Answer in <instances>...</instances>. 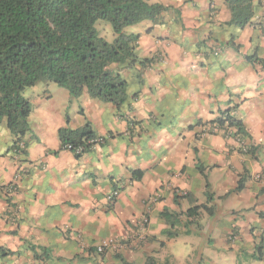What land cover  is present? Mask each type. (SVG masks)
Returning <instances> with one entry per match:
<instances>
[{"label":"crops","instance_id":"obj_1","mask_svg":"<svg viewBox=\"0 0 264 264\" xmlns=\"http://www.w3.org/2000/svg\"><path fill=\"white\" fill-rule=\"evenodd\" d=\"M149 1L170 11L138 32L148 62L114 65L121 108L43 83L24 152L0 123V264H264V6L241 27L227 0ZM234 106L247 135L211 123ZM87 122L105 140L78 157L59 130Z\"/></svg>","mask_w":264,"mask_h":264},{"label":"trees","instance_id":"obj_2","mask_svg":"<svg viewBox=\"0 0 264 264\" xmlns=\"http://www.w3.org/2000/svg\"><path fill=\"white\" fill-rule=\"evenodd\" d=\"M227 3L232 14L228 24L245 27L257 13L255 0ZM165 10L163 4L148 0H0V123L5 120L14 137L13 152L25 151L23 138L31 131L32 103L23 95L27 88L55 83L66 88L72 98L89 94L121 108L128 100L129 81L114 65L148 62L137 54L140 34L128 33L127 28L147 19L158 21ZM98 20L111 22L113 42L99 35ZM235 107L221 111L211 123L247 135L244 122L230 114ZM59 137L63 148L66 144L84 148L78 157L105 140L96 136L89 122L78 129L63 127ZM254 150L252 147L249 152ZM143 174L133 170L136 179ZM244 187L245 180L240 177L235 190ZM207 194L211 199L212 194ZM202 207L211 212L207 205L189 212ZM165 216L170 219L168 213Z\"/></svg>","mask_w":264,"mask_h":264},{"label":"rangeland","instance_id":"obj_3","mask_svg":"<svg viewBox=\"0 0 264 264\" xmlns=\"http://www.w3.org/2000/svg\"><path fill=\"white\" fill-rule=\"evenodd\" d=\"M149 1V0H148ZM150 3V1H149ZM152 4V3H151ZM165 6V5H164ZM167 7V10H165L161 17H160V20L158 21H154V20H150V19H147V20H144L138 24H135L133 26H130L127 28V32L128 33H132V32H135L136 34H140L138 32H140L145 26H147L148 24L149 25H158L160 24L163 25L164 24V17H165V13H168L170 11V7L166 6ZM96 28L98 30V33L100 36L104 37L107 41L109 42H113L114 41V38H115V34H114V30H113V26L111 24L110 21L108 20H98V22L96 23ZM149 28V27H147ZM144 30V29H143ZM140 37H141V34H140ZM163 54V53H162ZM164 56V55H163ZM165 57V56H164ZM140 58V57H139ZM140 60H143L145 61L146 58H140ZM145 63V62H144ZM43 83L39 84V87H42ZM33 88H27L24 92H23V95L26 97L28 95H30L31 91H32ZM5 121V120H4ZM179 229V232L176 234V236H178L179 238H185L187 236V234H185L182 230V227L179 226L178 227ZM178 246L180 248H183L184 247V241L182 242H179ZM187 248H190V247H187ZM192 253V252H191Z\"/></svg>","mask_w":264,"mask_h":264},{"label":"built area","instance_id":"obj_4","mask_svg":"<svg viewBox=\"0 0 264 264\" xmlns=\"http://www.w3.org/2000/svg\"><path fill=\"white\" fill-rule=\"evenodd\" d=\"M262 4L264 6V0H262ZM97 142H100V140H97ZM21 146H25V144L23 142L20 143ZM64 149H68L73 151L75 154H81L84 151V148L82 146H78V147H74L72 144H66L64 146ZM16 188L15 183L9 185L8 189L10 191L14 190ZM120 195V190L119 189H114L108 196V198L110 200H114L116 199L118 196ZM157 199V197H154L153 201H155ZM148 224H149V218L147 216H144L140 222L138 223L139 226V230L142 234L146 235L145 233L147 232V228H148ZM121 241H118L117 239L114 238H108L105 239L101 242L100 245H98V252L102 253L105 251V249L109 246H117L118 244H120Z\"/></svg>","mask_w":264,"mask_h":264}]
</instances>
